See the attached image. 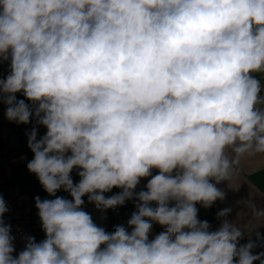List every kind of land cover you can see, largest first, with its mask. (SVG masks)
Wrapping results in <instances>:
<instances>
[{
    "label": "clouds",
    "instance_id": "clouds-1",
    "mask_svg": "<svg viewBox=\"0 0 264 264\" xmlns=\"http://www.w3.org/2000/svg\"><path fill=\"white\" fill-rule=\"evenodd\" d=\"M5 64L4 116L31 125L26 167L51 198L17 253L0 195V264H264V233L241 243L231 207L214 230L197 207L264 156V0H0ZM86 202L134 211L108 231Z\"/></svg>",
    "mask_w": 264,
    "mask_h": 264
},
{
    "label": "crops",
    "instance_id": "crops-1",
    "mask_svg": "<svg viewBox=\"0 0 264 264\" xmlns=\"http://www.w3.org/2000/svg\"><path fill=\"white\" fill-rule=\"evenodd\" d=\"M7 72V65L0 66V75ZM261 82L264 83V75H260ZM23 98V97H19ZM5 108L0 104V195L5 199L9 211L5 214L4 219L11 224L12 234L16 236L17 253L22 250L24 243L23 238L31 235L37 241L44 238L41 230V224L37 216V210L34 205V197L39 196L41 199L51 198L40 186L35 175L30 174L27 170V162L32 159V152L27 147L26 131L31 125H17L9 122L4 116ZM44 129H40L43 134ZM75 180L79 177L73 173ZM146 183L142 181L141 186ZM226 192L224 201H217L210 209L200 208V219H207L214 230L219 225L216 219V213L225 207H231L232 213L228 219L236 222L246 231V235L241 243H246L251 237L256 239V231L264 233V221L255 220L250 209L246 208L240 201L252 200L257 207L264 206V156H245L240 160L238 174L230 182L218 185ZM118 190L114 189L113 192ZM58 195L67 196V193L59 192ZM108 195H111L109 193ZM86 200V197H85ZM85 210L92 213L97 223L101 224L106 230H113L114 225L124 224L129 218L133 205L129 202L126 206L109 210L107 219L101 221L100 213L97 212L93 205L85 204ZM239 213V215H238ZM160 226H154L152 235L162 231ZM258 244L264 242L257 241ZM256 252L264 251V247H257Z\"/></svg>",
    "mask_w": 264,
    "mask_h": 264
}]
</instances>
